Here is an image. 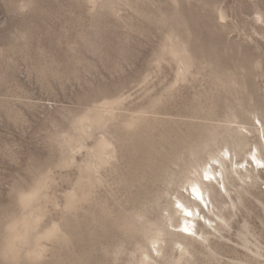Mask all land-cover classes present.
Listing matches in <instances>:
<instances>
[{
    "label": "rangeland",
    "instance_id": "374dc122",
    "mask_svg": "<svg viewBox=\"0 0 264 264\" xmlns=\"http://www.w3.org/2000/svg\"><path fill=\"white\" fill-rule=\"evenodd\" d=\"M263 136L264 0H0V264H264Z\"/></svg>",
    "mask_w": 264,
    "mask_h": 264
},
{
    "label": "bare ground",
    "instance_id": "6f19581e",
    "mask_svg": "<svg viewBox=\"0 0 264 264\" xmlns=\"http://www.w3.org/2000/svg\"><path fill=\"white\" fill-rule=\"evenodd\" d=\"M264 137V136H263ZM262 139V138H261ZM263 143H264V138H263ZM102 149V148H101ZM227 149V148H226ZM255 149H257V148H255ZM221 150V149H220ZM102 151V150H101ZM104 151V150H103ZM221 152V151H220ZM223 153V152H222ZM224 153L225 154H228L229 155V159H230V151L227 149L226 151H224ZM94 155V154H93ZM101 155V154H100ZM105 155V154H104ZM250 155L252 156V158H253V160H254V162L255 163H261V164H263L264 165V159L263 158H261L260 156H259V154H252V153H250ZM219 156H221V155H219ZM212 157L213 158V161L216 163H219V166H221L222 167V165H223V163L225 162L224 161V154H222V157ZM211 160V159H210ZM251 160V159H250ZM212 161V162H213ZM241 163V162H240ZM240 163H238V162H235V166L237 165V164H240ZM249 163V162H248ZM232 164H233V162H232ZM191 165V164H190ZM204 165V164H203ZM225 165V164H224ZM259 165V164H258ZM192 166V165H191ZM233 166H234V164H233ZM239 166V165H238ZM243 166V165H242ZM188 167V166H187ZM208 167H210V166H208ZM225 167V166H224ZM224 167H222L223 169H224ZM201 168V167H200ZM199 168V169H200ZM226 168V167H225ZM245 171H247L248 169H247V166H245ZM187 170H189V168H187ZM193 170V169H192ZM191 170V171H192ZM197 170H198V166H197ZM202 170V169H201ZM218 170V169H217ZM231 170V169H230ZM200 171V170H199ZM221 171V170H220ZM188 171H186V173H187ZM190 172V171H189ZM195 172V171H194ZM193 171H192V173H194ZM216 172H218L219 173V170L218 171H215L214 169H212V166L210 167V169H207L206 168V164H205V167L203 168V170H202V172L201 173H203L205 176H206V178H208V177H210V176H212V177H214L215 179H216ZM222 172V171H221ZM226 172V171H225ZM232 172H233V174H237V176H239L240 177V179H241V176L242 175H240V173H241V171H239L238 170V168H235L234 170H232ZM197 173V172H196ZM227 173V172H226ZM202 174V175H203ZM200 175V174H199ZM219 175L222 177V173H219ZM200 177V176H199ZM211 177V178H212ZM219 177V176H218ZM238 177V178H239ZM186 178V177H185ZM196 178H197V176H196ZM203 178V177H202ZM213 178V179H214ZM223 178V177H222ZM249 177H247V178H245V179H248ZM219 179H221V178H219ZM232 179V178H231ZM197 180H198V178H197ZM232 181V180H231ZM241 181H243L242 179H241ZM187 181H185V183H186ZM223 182V181H222ZM244 182V181H243ZM221 183V182H220ZM189 187H190V189L192 190V192L197 196V197H199V198H201L202 200V202H204V203H202V204H204V205H206L207 207L206 208H208V204H210V203H212L211 202V198H210V194H211V191H213V187H210V186H203V184H200V183H198V181H196V179H193V180H190V183H189ZM223 187H224V189H222V190H224V191H228V190H226V187H225V185H223ZM185 188V187H184ZM189 189V188H188ZM190 191V190H189ZM191 192V191H190ZM192 193V194H193ZM227 194H229L228 192H227ZM189 195H191V194H189ZM194 196V195H193ZM205 196H207V198H208V203H207V201H206V197ZM230 197V196H229ZM231 199V198H230ZM175 200L176 199H174V202H175ZM176 201H178L177 203L179 204L180 203V199L177 197V200ZM182 201V200H181ZM215 201V200H214ZM233 201V200H232ZM173 202V203H174ZM176 203V202H175ZM224 204V203H223ZM225 204H227V203H225ZM211 205H213V204H211ZM177 206V205H176ZM216 206V205H215ZM178 207V206H177ZM180 207L182 208V210L183 211H185L186 213H188V214H194V212H193V210L192 209H190V207L189 206H187V205H185L184 203H180ZM212 207V206H211ZM179 208V207H178ZM180 208V209H181ZM193 208V207H192ZM218 208V207H217ZM195 209V208H194ZM197 209V208H196ZM195 209V210H196ZM201 209H202V207H201ZM199 210V209H198ZM198 210H196V211H198ZM209 210V209H208ZM210 211V210H209ZM215 211V210H214ZM223 211H224V209H223ZM179 213V210H175V213ZM182 212V211H181ZM183 214H185L184 212H182ZM181 213V214H182ZM170 214V213H169ZM197 214V213H196ZM219 215V214H218ZM184 216V215H183ZM200 216V215H199ZM204 217V216H203ZM171 218V217H170ZM179 218H180V220H181V222L176 226L177 228L178 227H180V229L181 228H183V229H181V230H184V232L186 231V232H191V233H194V234H199V232L201 231V229H200V231H198L197 229H196V227H195V222L190 218L189 219V217L187 218V217H182L180 214H179ZM205 218V217H204ZM203 218V219H204ZM206 218H207V216H206ZM167 219H169V218H167ZM209 219V218H208ZM150 220V219H149ZM177 220V219H176ZM207 220V219H206ZM150 221H153V220H150ZM168 221V220H167ZM170 221H171V219H170ZM178 221V220H177ZM209 222H212L211 220H208ZM170 223V222H169ZM168 223V224H169ZM182 226V227H181ZM175 227V228H176ZM202 227V226H201ZM214 227V226H213ZM158 228V227H157ZM173 228V227H172ZM200 228V227H199ZM162 229V228H161ZM158 230V229H157ZM164 230V229H163ZM156 231V230H155ZM159 231V230H158ZM160 232H162V231H160ZM204 232V231H203ZM208 232V231H207ZM163 233H164V231H163ZM155 235V234H154ZM156 236V235H155ZM161 237V236H160ZM152 238H154V237H152ZM175 238V237H174ZM176 239V238H175ZM162 240V239H161ZM172 240V239H171ZM152 241V240H151ZM156 241V240H155ZM160 241V240H159ZM173 242H174V245L175 244H177V242L175 243V241L174 240H172ZM153 242V241H152ZM136 243V242H135ZM156 243H159V242H156ZM149 244H151L150 243V241H149ZM153 245H154V242H153ZM173 245V244H172ZM180 245V244H179ZM155 247V246H154ZM154 247H152V248H154ZM158 248V247H157ZM161 249V248H160ZM159 249V250H160ZM158 249H155V251L154 252H156V253H158V251H159ZM143 252V251H142ZM153 252V253H154ZM161 252V251H160ZM134 253V252H133ZM146 253V252H145ZM145 253L143 252L142 253V255L144 254L145 255ZM146 256H148V258H151V256H153L152 255V253H151V256L150 255H146ZM145 256V257H146ZM144 257V258H145ZM119 259V258H118ZM146 259V258H145ZM150 260H152V259H150ZM154 262V261H153ZM146 264V263H145ZM148 264V263H147Z\"/></svg>",
    "mask_w": 264,
    "mask_h": 264
}]
</instances>
